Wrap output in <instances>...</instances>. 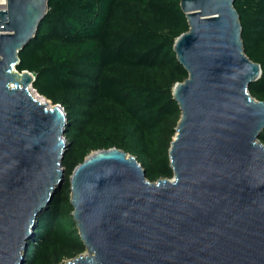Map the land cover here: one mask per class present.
<instances>
[{
	"label": "water",
	"instance_id": "95a60500",
	"mask_svg": "<svg viewBox=\"0 0 264 264\" xmlns=\"http://www.w3.org/2000/svg\"><path fill=\"white\" fill-rule=\"evenodd\" d=\"M234 1H179L188 31L172 49L188 77L172 89L173 177L149 182L132 155L91 152L69 176L85 252L64 264H264V101L248 91L261 68L244 53ZM48 2L0 11V264H25L65 180L64 109L35 99V77L16 70Z\"/></svg>",
	"mask_w": 264,
	"mask_h": 264
},
{
	"label": "trees",
	"instance_id": "16d2710c",
	"mask_svg": "<svg viewBox=\"0 0 264 264\" xmlns=\"http://www.w3.org/2000/svg\"><path fill=\"white\" fill-rule=\"evenodd\" d=\"M180 0H49L18 72L65 112V180L38 217L25 264H64L85 252L69 203V176L86 156L120 149L149 182L172 179L168 150L180 110L175 84L188 75L173 52L188 31ZM245 55L260 65L249 94L264 101V0H235ZM264 145V130L259 135Z\"/></svg>",
	"mask_w": 264,
	"mask_h": 264
},
{
	"label": "rangeland",
	"instance_id": "374dc122",
	"mask_svg": "<svg viewBox=\"0 0 264 264\" xmlns=\"http://www.w3.org/2000/svg\"><path fill=\"white\" fill-rule=\"evenodd\" d=\"M31 91V92H30ZM29 92H30V94L32 95V96H34V94L36 95V96H34V97H38V98H36V99H41V101L44 103H46L47 101L44 99V98H42V97H40L33 89H32V87H29ZM50 106V105H49ZM66 143H67V141H66ZM83 254V253H82ZM67 262V261H66ZM65 262V263H66Z\"/></svg>",
	"mask_w": 264,
	"mask_h": 264
},
{
	"label": "built area",
	"instance_id": "2783aa9c",
	"mask_svg": "<svg viewBox=\"0 0 264 264\" xmlns=\"http://www.w3.org/2000/svg\"><path fill=\"white\" fill-rule=\"evenodd\" d=\"M6 7V0H0V11L4 10ZM1 34V31H0Z\"/></svg>",
	"mask_w": 264,
	"mask_h": 264
},
{
	"label": "bare ground",
	"instance_id": "6f19581e",
	"mask_svg": "<svg viewBox=\"0 0 264 264\" xmlns=\"http://www.w3.org/2000/svg\"><path fill=\"white\" fill-rule=\"evenodd\" d=\"M30 92H31V91H30ZM34 96H36V95L34 94ZM34 96H33V97H34ZM34 98L36 99V98H38V97H34ZM37 100H39L40 102H42L41 99H37ZM44 103H45V102H44Z\"/></svg>",
	"mask_w": 264,
	"mask_h": 264
}]
</instances>
